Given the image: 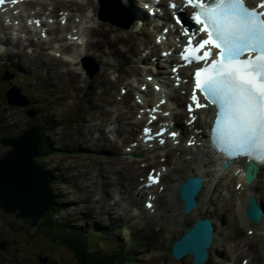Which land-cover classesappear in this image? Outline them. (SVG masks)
Segmentation results:
<instances>
[{
	"label": "rangeland",
	"instance_id": "rangeland-1",
	"mask_svg": "<svg viewBox=\"0 0 264 264\" xmlns=\"http://www.w3.org/2000/svg\"><path fill=\"white\" fill-rule=\"evenodd\" d=\"M33 1L37 0H25L20 3L19 6L21 7L18 6L16 8V12H20L25 18L10 22L9 24L12 26L11 29L5 31L2 26H0V37L2 40H5L6 34L12 37L13 40H16L18 37L22 40L26 39L28 36L27 30H20L22 25H27L31 29H39V32L34 36L35 40H33L31 44H27L24 50L22 49L24 46H15L9 42H4L0 47V64H2L0 66V72L2 69L7 72L3 67L5 64L8 69L11 70V62H15L17 67H20L19 62L23 63L21 65L27 68L26 71L22 69L16 73L12 80H10V83L3 80L0 83V155L8 151L10 147L2 143L3 137L19 135L25 130V126L33 122L31 121L32 118L27 115L30 105L24 107L9 104L8 92L9 96L10 92H12L11 95L14 96L15 99L21 98L24 103L27 100V98L22 95V92L27 95L24 88L28 86L35 93V86H32V84L36 85L40 81H45L46 87L58 91L59 94L57 95L60 97V104L53 113L41 115L39 121L50 116L61 118L66 125L59 126L56 131L49 134L50 138L52 140H59L64 146H72L73 143L78 142L87 149L84 152L85 155L81 157L80 155L69 157L55 154L48 159H38L45 169H49L56 176H62V180L65 181L58 186L54 185L55 188H53V191L58 195L57 199L60 200L61 203L68 205L67 209L61 213L63 219H67L74 226L85 227L88 230H90L95 223H99L103 228H110V234L106 232L105 229H99V233L105 234L106 239H98L93 234L90 235V238L94 237V239L100 240V249H102L104 253L118 249L121 245L129 247L130 250L134 251V258L125 264H192L191 256H186L179 261L174 260L171 254V246L175 239L180 237L196 218L200 215L213 213L218 223V236L216 237L217 242L212 248V259L209 264H235L236 262L239 264L241 260V256L239 255L251 254V250L246 246L239 248L237 245L238 242L242 239L258 240L261 236L264 237V224H255L250 221L249 224L241 219L238 211L239 205L233 198H230L232 197L230 193L232 191L228 189V186L233 189L235 188L232 175H227L228 177H224L223 180L221 179V182L216 180L219 184L214 188V192L212 188L210 193L214 202L209 200V196L202 204V210H200L199 213L194 216H192V214L191 216H187L183 208L179 210L180 205L177 201L178 197L176 196V200L172 197L171 189H173V185H171L170 176H166L163 179L166 186L165 190L159 191L152 199L146 195L143 196V191L140 192L142 188L141 184H144L146 180L144 177L145 171L149 168L154 170L160 169L163 163L167 165L175 163V161H177V154L186 150V142L182 145L184 148H179L181 151L176 148H171L167 160L164 162L163 158H160L161 154H158V159L144 154L146 163L140 161L139 165H132L129 162L130 159H138L132 156V153L128 151L132 150L131 148H133V146H139V144L144 141V135L142 134L143 126L147 124L145 123L139 126L134 124L136 122L135 117H140L148 111L147 108H144L145 102L143 97L135 99V96H141L140 92L136 95V91L138 89L146 90L147 85L143 81L153 76H162L166 80L169 79L168 76L170 73L165 72L158 74L156 71H170V67L165 68L162 66V64H164L162 59L151 57L152 55L150 57L147 56L149 52L153 51L154 43L160 41V37H163V33H159L160 37L154 39L151 37L154 32V27L148 24V20L153 19L160 23L162 18L160 16L148 14L147 10L144 9L141 4L144 3L145 0H120L130 9H133L134 5V9L137 11L134 13V18L136 20L132 26H121L109 21H104L108 23L107 25L111 26L107 27L105 24L104 31L101 32V34L100 32H91L86 25V33L81 32L83 35L77 38L85 43L78 45L76 40H72L74 42V47L75 44L79 46L72 51H70L73 49L71 45L68 46V50H61L60 47L57 46L60 42H53L48 46L44 44L42 47L44 49L46 48L45 56H47V58H45L42 56L39 41L40 39L46 38V36H50V32L47 31V26H45V23L43 24V21L49 22V20L38 18V21L42 22L37 24V19L27 17L28 13L32 12L30 2ZM40 1L38 6L36 5L37 2L34 3L33 6H37L38 9H40L44 5L42 1H49L53 4L58 3L56 6L58 9L64 5V7L73 10L75 13L73 20H75V18H80L82 23H87L89 19L92 18L93 22L91 21V25L95 26L93 28L97 29L99 27L100 15H98V13L100 11L101 0ZM74 2H76V4H73ZM135 3L137 4L135 5ZM165 8H167V5H165ZM63 14L65 13H61V17L59 18L60 29L64 27L65 15ZM167 17L171 19V15L168 14ZM75 22L76 21H74V23ZM77 24V22L73 24V28L76 27ZM41 25H44V28H41ZM64 28L66 29L67 27ZM82 30H84V28ZM63 31L65 32L67 30ZM63 34H66L67 38L70 37L67 33ZM77 34L79 33L75 31L72 32V35ZM98 40L100 41L99 45H97ZM144 46L146 47L145 50L140 52L136 50L137 47ZM117 47L122 51L121 54H111L108 58L104 56L113 52ZM17 52H21V55L19 56ZM163 52L164 51H160L157 57L162 56L164 54ZM142 58H145V60L142 61ZM65 59L74 60L76 63H68L64 61ZM45 60L48 64L50 63L49 66L45 65ZM88 64L93 67L98 64L100 67V71L93 78H90L86 71L85 67ZM135 67L145 72H143L142 75L140 72L135 75L132 72ZM28 69L32 72H29ZM146 72H149L147 76H145ZM108 81H111V84L108 83ZM129 81L130 83H128ZM151 82L153 84L154 81ZM129 84L132 85L134 89L132 90V94L125 95L130 87ZM12 85H14V87ZM17 86L22 88V92ZM107 88L110 89L107 90ZM163 89L167 88L163 87ZM154 92H156L154 94L157 95L159 91ZM169 92L170 90L167 91V93ZM27 93L30 95L29 91ZM113 93L115 94L114 96H112ZM183 96V91L179 90L175 96L172 97V101H167L168 107L173 108L174 114L176 115L185 111L184 107L188 100H182ZM147 99L155 100L156 104L160 101H166L162 95L157 97L153 96L152 98L148 94ZM137 102L138 104L140 103L137 107V113L131 116L130 123H128L131 126L125 122L120 123L115 121L118 116L116 114L111 118L108 112L105 111V115L103 111H100V109H103L105 106L108 109H112L116 104H120L119 107L123 109V111L129 112L128 109H130L131 106L138 105ZM153 106L154 105H151L152 111ZM166 111L167 110H164L161 113H163V115L167 113L165 116L170 117L172 115L171 112ZM121 118L122 120L129 119V116L124 113ZM171 121H176L182 126L186 125L188 134L192 132L193 127L188 124V118L175 119L173 117ZM93 125H101L102 129H100L101 127L99 126L96 128V126L94 127ZM121 125L124 126L121 127ZM132 127L138 130L137 134L133 131ZM101 130L105 131L108 137L106 136L103 138ZM107 150L109 153L105 155L104 153ZM137 150H139V148ZM159 151L162 150H156L155 153ZM114 152L117 153L118 156L120 155L119 157L121 159H116V156L113 154ZM150 165L152 166L150 167ZM123 166L124 169H121ZM181 168L188 171L186 165H181ZM123 170L128 173L131 172L126 181L120 179ZM123 186L129 189L132 187V193L129 195V199L123 198L127 196L121 194ZM262 195L264 196L263 190ZM225 196L226 200L230 202L224 200ZM147 199H150V201L156 199L155 207L158 209L153 210L154 212L152 213L150 210H147V202L145 201ZM148 212H150V214ZM109 218L113 220H108ZM43 219L44 217L40 219L34 231L28 233L24 228L22 219H17L14 213H5L3 210H0V264H77L72 251L61 244H57L44 232L42 229ZM182 219L186 220L184 224H182ZM152 223H155V228L152 227ZM250 226H252V228ZM256 227L258 229H254L255 232H248L250 228L253 229ZM130 242L138 244V246ZM91 244L93 245L92 249H97L93 241H91ZM262 252H264L263 246ZM45 257H48V263L41 260V258Z\"/></svg>",
	"mask_w": 264,
	"mask_h": 264
},
{
	"label": "snow or ice",
	"instance_id": "snow-or-ice-1",
	"mask_svg": "<svg viewBox=\"0 0 264 264\" xmlns=\"http://www.w3.org/2000/svg\"><path fill=\"white\" fill-rule=\"evenodd\" d=\"M4 3L0 0V5ZM184 4L194 9L190 19L196 26L185 27L182 34L188 40L180 53L182 66H195L188 123L197 121L194 113L211 108L208 142L228 167L246 159L248 174L254 177L264 167V0H184ZM170 6L177 8L175 3ZM176 22L182 23L179 17ZM170 135L175 138L178 133ZM195 143V137L189 138V145ZM148 179L150 187L159 183L160 174Z\"/></svg>",
	"mask_w": 264,
	"mask_h": 264
},
{
	"label": "bare ground",
	"instance_id": "bare-ground-1",
	"mask_svg": "<svg viewBox=\"0 0 264 264\" xmlns=\"http://www.w3.org/2000/svg\"><path fill=\"white\" fill-rule=\"evenodd\" d=\"M24 0H19V2H22ZM90 1V0H89ZM72 2V1H70ZM134 2V1H133ZM136 2V1H135ZM31 3V2H30ZM68 3V2H67ZM66 3V4H67ZM91 3V2H90ZM132 3V2H131ZM42 4V3H41ZM58 4V3H57ZM57 4L54 6L52 3H44L43 7L41 8V11L42 12H45V11H50L51 8H52V12L54 13L53 14V18L55 19L54 21H52V24H51V27H49V30L51 32L50 34V38L48 41H44V40H41L39 41V44L41 45V51H42V56L47 58L46 55V48L44 49L42 47V45L44 44H47L50 45L52 44L53 42H56V41H66V38L64 36V31L63 30H60V28H58V24H59V21H58V17L60 16V9H58L56 6ZM69 4V3H68ZM73 4H76V2H74ZM89 4V3H88ZM137 3H135L136 5ZM142 4V3H141ZM37 5V4H36ZM60 5V4H59ZM61 6V5H60ZM67 6V5H66ZM21 7V6H19ZM64 7V5H63ZM71 7V6H70ZM181 7V4L178 6V8ZM25 8V7H23ZM72 8V7H71ZM76 8V6H75ZM87 8V7H86ZM71 12H73L72 9L68 8ZM77 9V8H76ZM81 9V7H80ZM78 10V9H77ZM75 11V10H74ZM84 11V10H83ZM188 12V15L190 17L191 15V12L189 10H185ZM133 12L136 13V9H134V5H133ZM79 13V12H78ZM86 13V12H85ZM175 13H176V10H175ZM84 15V13H83ZM74 13H70V16L69 18L71 19V21H73L74 19ZM21 17V16H19ZM170 18V17H169ZM20 19V18H18ZM85 19V18H84ZM24 21V20H23ZM27 21V20H25ZM91 21H92V18L89 19V21L86 23L88 28L90 29L91 32H103L104 31V25L108 24L104 21H99V27L96 29H94L93 27L95 26H92L91 25ZM86 22V21H85ZM93 22V21H92ZM75 24V23H74ZM22 25V24H20ZM96 25V24H95ZM111 25H107V27H110ZM3 28L5 29H10V27L8 25H2ZM155 29H156V32L154 33L155 36L157 35V33H159L160 31V25L158 24H155L154 25ZM64 28V27H63ZM110 29V28H109ZM66 30L68 31L69 28L67 27ZM154 30V29H153ZM170 33L166 36L167 40H162L161 42H155L154 43V46H153V51L148 55L149 57L152 55L153 57H157V55L159 54V52L161 51H166L167 49H173L174 47L179 48V43L181 42L182 39L186 38L185 35H183V31H181V28L179 27H176V24H174L171 29H170ZM26 31V30H25ZM150 33V32H149ZM83 34V33H82ZM102 34V33H101ZM148 34V33H147ZM144 39V38H143ZM149 39V38H148ZM151 40V39H150ZM160 40V39H159ZM107 41V40H106ZM145 41V39H144ZM148 41V40H147ZM102 42V41H101ZM88 43V41H87ZM86 43V44H87ZM142 43V42H141ZM144 43V42H143ZM149 43V42H148ZM100 44V41L98 40V43L97 45ZM153 44V43H151ZM3 45V44H2ZM0 45V47L2 46ZM63 45L64 46H59L61 50H68V46L70 44H67V42H63ZM142 45V44H141ZM101 46V45H100ZM77 47H79L78 45L75 44V47L74 49H76ZM152 47V46H151ZM150 47V48H151ZM136 48V47H135ZM23 50L26 49L25 46L22 48ZM145 47H137L136 50L138 52L144 50ZM133 50V49H132ZM30 51H34V50H30ZM48 51V50H47ZM135 51V50H134ZM19 54V56L21 55V52H17ZM122 51L117 47L114 49L113 52H110L109 54H106L104 55L106 58H108L111 54H121ZM138 54V53H137ZM136 54V55H137ZM48 55V54H47ZM143 55V54H141ZM129 56V55H127ZM145 56V55H144ZM49 58V57H48ZM52 58V57H51ZM50 58V59H51ZM54 59V58H53ZM150 59V58H149ZM48 60V59H47ZM145 60V58L143 59ZM55 61V60H54ZM64 61L68 62V63H76V61L74 60H67L65 59ZM176 62V63H175ZM59 63V62H58ZM173 63H175V65L179 64L180 62L179 61H175V59L173 60ZM50 64V63H49ZM48 62L45 60V65L46 66H49ZM9 66V64H8ZM140 66V65H139ZM164 66H168V65H164ZM7 67V66H6ZM21 67V68H20ZM17 67V73L19 71H21L22 69L26 71V68L25 67ZM170 67V66H169ZM144 68V67H143ZM186 68H189V67H186ZM29 70V69H28ZM35 71V70H34ZM132 72L137 75L138 72L141 73V75L143 74V72L145 71H142L141 69L135 67L134 70H132ZM161 72V71H159ZM162 72H168L170 73L168 78L170 79L171 82H173L174 84H176V82H180V85L177 86V87H174L175 91L177 90H182L183 91V94L185 95L186 98H189L191 97V94H192V91H193V83H192V80H191V77L189 75V73L185 70H182L181 72L179 71L178 74H174V77L171 79L170 78V75L172 74L171 73V70L169 71H164L162 70ZM149 74V72H146L145 76H147ZM177 76L179 77V80L177 79ZM9 80H11L10 77H8ZM55 79V78H54ZM110 79V78H109ZM152 79H154V82L153 84H155L156 82L157 83H160L162 81L161 77H157V78H154L152 77ZM111 80V79H110ZM131 80V79H130ZM133 81V80H132ZM145 82L147 83V87L148 89L147 90H138L141 92V96H145L147 95L149 92H153V89H152V82H151V79H148V80H145ZM56 83V82H55ZM108 83L111 84V81H108ZM113 83V81H112ZM116 83V82H115ZM130 83V81L128 82ZM163 84H166L165 86L168 87V84H167V81H165V83L163 82ZM170 84V83H169ZM55 85V84H54ZM114 86V85H113ZM129 89H128V94H132V90L134 89L132 87V85L129 84ZM96 88V87H95ZM110 89V88H107V90ZM102 91V90H101ZM112 91V90H111ZM109 92V91H108ZM119 92V91H118ZM121 92V91H120ZM158 92V91H157ZM162 95L165 96V98L167 99H171L173 96L172 94V90H170L169 93L167 92H160ZM107 95V93H106ZM115 94L113 93L112 96H114ZM158 95V94H157ZM11 97H8L11 98V100L15 103H19V102H22V100H19V98H14V96H12L10 94ZM131 97V96H130ZM157 97V96H156ZM108 98V97H107ZM116 98V97H115ZM125 98V97H124ZM142 98V97H141ZM153 98V97H152ZM162 98V97H161ZM21 99V98H20ZM102 99V98H101ZM111 99V98H109ZM146 99H147V96H146ZM159 99V98H158ZM107 100V99H106ZM126 101V100H125ZM172 101V99H171ZM107 102V101H106ZM145 102V101H144ZM159 102V101H158ZM111 103V102H110ZM126 103V102H125ZM138 103V102H137ZM151 103V102H150ZM167 103V101H166ZM155 103L156 105L153 106V109H156L155 111H152V113H150L149 111H147L145 113L144 116H141L140 118L136 119V122L134 123L136 126L138 125H143L145 122H147V120L149 119V124L153 125V123L151 122V119H150V115L153 114L154 115H157L160 118H162V115L160 114L161 110H164V109H167L168 112H171L169 107H168V103ZM140 104V103H139ZM172 104V103H171ZM120 105V104H119ZM118 104H116L114 106V108L112 109H108L106 106L103 108V109H100V111H103V113H105L106 115V112L109 113V117L113 118V115L116 114L118 115L116 120L117 122H125V123H130V119H131V116H134L136 113H137V107L138 105H135V106H131L130 109H128L129 112H125L123 111V109H121L119 107ZM130 105V104H129ZM179 108V107H178ZM185 108V107H184ZM177 109V108H176ZM180 109V108H179ZM183 109V108H182ZM106 111V112H105ZM166 111V112H167ZM139 112V111H138ZM119 113V114H117ZM127 114L129 116V119H125V120H122V114ZM175 112H171V116H173L175 119L178 117H188V112H181L179 114H174ZM178 113V112H177ZM209 113H210V110L209 109H204V110H199L197 113H195L196 115H198V119L197 121L192 124L193 126V132L190 133V135L187 134L186 130H182V127L184 128V126H182L180 124V129H175L177 127V125L175 124L174 126L171 124V121L170 122H167V119L163 120L162 123H161V126L157 128V130H154L151 125L148 126L149 129H151L152 131H158L161 127L163 128V133L165 134L164 138L166 139V146H164L165 148L163 149V155L167 156L168 153H169V149L172 148V146L174 147H179L180 146V141H182V143L186 142V140H189V138L191 137H195L196 140H197V143L195 144H192V145H188L186 146V150H185V153L183 154H179V156H177V161L175 164H172V165H169V166H164V172H162L163 174H166L164 175L163 177H166V176H170V180H171V185H173V189H171V193H172V197H174V199L176 200V196H177V187L178 189L180 190V188L182 187V185H179L188 175L190 174H193V175H203L205 177V182H203V187L199 190V194L197 195V202L199 203V207L192 211L190 214H187L186 213V210L185 211V214L188 216L192 214V216H194L195 214L199 213L200 210H202V204H203V199L206 197H209L211 191H212V188H216L217 187V184L214 185V180H217L214 176V174L212 172H210L209 170V167L212 166V163H213V159L211 158L210 156V150L207 146L204 145L205 141H206V135H207V132H206V129L208 128V116H209ZM170 114V113H169ZM124 116V115H123ZM152 116V117H153ZM172 117V118H173ZM136 118V117H135ZM164 118V117H163ZM181 119V118H179ZM190 119V117L188 118ZM174 120V119H173ZM98 121V120H97ZM103 121V120H102ZM112 122V121H111ZM134 122V121H133ZM102 123V122H101ZM30 124H33L32 126H35V128H37V125L39 126V130H41L40 128V124H37L35 125L34 123H30ZM98 124V123H97ZM90 125V124H89ZM129 125V124H128ZM94 127L96 125H93ZM99 127H101V125H97ZM96 126V128H97ZM124 126V125H121V127ZM131 126V125H129ZM189 126V125H188ZM31 127V126H30ZM138 128V127H137ZM102 129V127L100 128ZM121 129V128H120ZM133 131L137 134L138 133V130L134 127H132ZM140 129V128H139ZM197 129H202V131H200L199 133H197ZM141 130V129H140ZM170 132H176L178 133V136H176L175 138H171L169 137V133ZM160 133L162 135V130H159L157 132V134ZM101 134H102V137L105 138L107 136V133L103 130H101ZM141 134V133H140ZM135 135V134H134ZM144 135V134H143ZM161 135H158L159 137H161ZM145 136V135H144ZM185 136V138L183 137ZM108 137V136H107ZM38 139L40 140V137L38 136ZM127 139V138H126ZM44 140V139H43ZM41 141V140H40ZM45 141V140H44ZM158 142V141H157ZM69 143V142H68ZM141 145H145L146 146V142H144L143 144ZM161 146L159 145V143H147V146L146 148H154V149H158L160 148ZM161 149V148H160ZM115 156H116V159H121L117 153H113ZM156 153H155V157H156ZM39 156H40V153H39ZM112 157V156H111ZM123 157V156H122ZM148 158V157H147ZM114 160V159H113ZM139 161H141V159H133L131 161H129L132 165L133 164H137V163H140ZM216 161V160H215ZM111 162V161H110ZM195 162H198L197 164ZM182 163H185L187 166H190L188 167V171H185L184 169L181 168V164ZM159 164V163H158ZM149 165V164H148ZM152 165H150L151 167ZM216 166H217V162H216ZM135 167V166H133ZM143 167V166H142ZM154 167V166H153ZM236 168L237 169H233L231 171V174H232V179L233 181H235V185H236V189H233L231 188L230 186H228V189H231V194L234 196V201H236L239 205V213H240V217L243 221L246 220L247 223H249V221L247 220V218L244 216L245 215V208H246V202L249 198L250 195H257L259 198H264V196L261 194V191L263 190L264 192V167H261V171H260V174L258 175V178H256L255 182L252 183L251 185H248L246 187L245 186V179H244V168H245V163L244 162H240L236 165ZM121 169H124V166L121 168ZM120 169V170H121ZM132 169V168H131ZM127 170V169H126ZM138 171V170H137ZM133 172V171H132ZM136 173V171H135ZM185 173V174H184ZM128 172L126 171H122L121 172V178L122 181H126V179L130 176ZM54 175V174H53ZM139 175V174H137ZM141 175V173H140ZM228 175V174H227ZM225 176L226 178L228 176ZM143 176V175H142ZM139 177V176H138ZM55 178V177H54ZM53 178V179H54ZM118 178V179H119ZM136 178V177H135ZM137 179V178H136ZM223 180V179H222ZM53 181V180H52ZM143 181V180H141ZM225 181V180H224ZM135 182H138V181H135ZM221 182V181H219ZM62 183L59 182L56 184L51 182V185H50V188H55L54 185H60ZM130 183V182H129ZM133 183V181H132ZM219 184V183H218ZM230 184V183H229ZM134 185V184H133ZM159 185L161 186L162 185V182L159 183ZM214 185V187H213ZM237 185H240V187H237ZM235 187V186H234ZM155 188V187H154ZM125 189V190H123ZM152 188H148L145 186L144 184V187L142 188V190H144V193H142V195L144 196L145 194H149V191L151 190ZM132 187H130V189L128 187H125L123 186V188L121 189V194L123 196H127V197H123L125 199H129L130 198V194L132 193ZM120 191V190H119ZM136 191V190H135ZM164 191V190H163ZM141 192V191H140ZM156 192L154 190H152V194H155ZM161 193V192H160ZM159 195V194H158ZM161 196V195H160ZM159 197V196H158ZM223 198V197H221ZM232 198V197H230ZM228 199V198H227ZM226 200V196H225V199ZM149 201V200H147ZM146 201V202H147ZM178 201V204L180 205V208L179 210H182V208H184V201H182L180 199V201L177 199ZM226 201H229V200H226ZM233 201V200H232ZM96 202V200H95ZM124 202V201H123ZM230 202V201H229ZM182 203V204H181ZM261 203L263 204V201H261ZM158 208L154 206V208L151 210V213L154 212L153 210H157ZM60 210V209H59ZM146 211V210H145ZM150 214V212H148ZM134 215V214H133ZM184 215V214H183ZM59 216V215H58ZM151 216V215H150ZM135 217V216H134ZM219 219V218H218ZM253 223H255L253 220H251ZM60 222V221H58ZM186 222L185 219H182V224H184ZM219 222V221H218ZM62 223V222H61ZM246 223V224H247ZM60 224V223H59ZM264 224V223H263ZM188 226V225H187ZM247 226V225H246ZM252 228V226H250ZM6 228V227H5ZM253 229H258L257 227L256 228H253ZM8 232V231H7ZM82 232V231H81ZM36 234V233H35ZM218 234V233H217ZM34 236V235H33ZM126 236V235H125ZM37 238V237H36ZM14 240V239H12ZM217 242V238L214 239V244L213 246H215ZM7 244V243H6ZM238 247L241 248V247H248L249 250H251V254H248V255H239L242 257H245V258H249L248 260V263L247 264H264V252H262V246L264 247V237L261 236L260 239L258 240H251V239H242L238 242ZM12 246V245H11ZM213 246L209 247V251L211 254H209L208 258L209 260L212 259V248ZM7 247V246H6ZM8 248V247H7ZM6 248V249H7ZM5 249V248H4ZM9 250V249H8ZM245 250V249H244ZM12 251V249H11ZM241 251V250H240ZM249 252V251H248ZM240 258V257H239ZM237 264V262H236Z\"/></svg>",
	"mask_w": 264,
	"mask_h": 264
},
{
	"label": "water",
	"instance_id": "water-1",
	"mask_svg": "<svg viewBox=\"0 0 264 264\" xmlns=\"http://www.w3.org/2000/svg\"><path fill=\"white\" fill-rule=\"evenodd\" d=\"M88 70L93 76L99 68H88ZM9 102L17 105L21 103L12 102L11 98ZM27 104V100L24 103L22 100L20 105ZM28 114L33 117L35 111ZM39 131V127L31 126L20 135L4 136L2 143L10 147L8 151L0 155V210L5 213H14L17 218L22 219L28 233L34 231L40 219L45 217L47 212L53 211L57 204L56 193L53 188H50L55 176L38 161L41 148V141L38 139ZM225 167L228 166L225 165ZM248 168L245 174L247 185L253 182L257 175L256 171L254 177H250ZM202 187L201 176H189L180 188V198L185 202L187 214L197 207L196 198ZM246 214L254 222L262 223L264 210L258 204L256 196L249 198ZM213 238L212 221L209 218H199L180 239L175 241L172 248L173 255L179 259L191 253L194 255V264H203L208 258V248L211 247ZM41 260L45 263L49 261L47 257Z\"/></svg>",
	"mask_w": 264,
	"mask_h": 264
},
{
	"label": "trees",
	"instance_id": "trees-1",
	"mask_svg": "<svg viewBox=\"0 0 264 264\" xmlns=\"http://www.w3.org/2000/svg\"><path fill=\"white\" fill-rule=\"evenodd\" d=\"M6 66L3 67L7 72L2 70L0 72V83L2 80L5 82L8 81L10 83L11 81L8 77L12 78L17 73V64L10 65L11 70H9ZM12 86L14 87V85ZM32 86H35V93L28 86H26L24 89L27 95L22 92V88L19 86L17 87H19L22 95L27 98L28 104L24 107H28L30 105L28 107L29 112L35 111V117L31 119V121H33L32 123L35 125L40 124L41 130L38 133V136L41 140L39 159H48L55 154L73 157L77 156L78 153H84L87 149L83 145L74 144V146H64L59 142V140H52L50 138L49 134L56 131L59 126H65V122L61 118H55L52 116L46 117L44 120L39 121V117L41 115H49L50 113H53L55 110H57L58 105L60 104V97H58V95L54 93L52 89L46 87L45 82L40 81L36 85L32 84ZM28 91L30 95H28ZM8 103L10 104L9 99ZM29 112L27 111V115L31 117L28 114ZM32 125L33 124H28L27 127ZM37 127L39 126L37 125ZM54 176L55 178L52 181L53 183L56 182L57 184L61 181L63 183L65 182L62 180V176ZM57 196L58 195L56 193L57 204L53 211L46 213L42 222V229L57 244H61L72 251L76 258L77 264H125L128 261L133 260L134 251L130 250V248L126 247L125 245H121L118 249L107 251L105 253L102 251V249H100L101 242L98 239H106L105 234L99 233V229H103L100 224H95L90 230H88L85 227L74 226L67 219H63L61 213L67 209L68 205L61 203L60 200L57 199ZM105 231L108 232L107 230ZM91 234L95 235L98 239H94V237L90 238ZM90 240L93 241V244L97 246V249H92L93 245L91 244ZM130 243L138 246V244L133 242Z\"/></svg>",
	"mask_w": 264,
	"mask_h": 264
}]
</instances>
